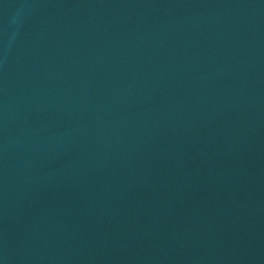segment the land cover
<instances>
[{"label": "water", "instance_id": "obj_1", "mask_svg": "<svg viewBox=\"0 0 264 264\" xmlns=\"http://www.w3.org/2000/svg\"><path fill=\"white\" fill-rule=\"evenodd\" d=\"M0 264H264V0H0Z\"/></svg>", "mask_w": 264, "mask_h": 264}]
</instances>
